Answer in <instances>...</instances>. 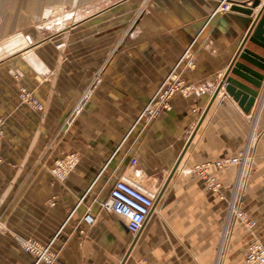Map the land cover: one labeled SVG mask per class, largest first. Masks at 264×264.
Returning <instances> with one entry per match:
<instances>
[{"label": "crops", "instance_id": "crops-1", "mask_svg": "<svg viewBox=\"0 0 264 264\" xmlns=\"http://www.w3.org/2000/svg\"><path fill=\"white\" fill-rule=\"evenodd\" d=\"M253 1L0 0V264H45L20 239L54 264H244L264 245V79L249 113L218 93L245 50L264 58L249 37L264 0L251 16L230 9ZM174 71L195 94L146 120ZM71 153L61 181L52 168ZM245 154L209 169L215 191L195 170ZM123 175L157 191L138 235L101 208ZM232 203L247 220L231 222Z\"/></svg>", "mask_w": 264, "mask_h": 264}, {"label": "built area", "instance_id": "built-area-1", "mask_svg": "<svg viewBox=\"0 0 264 264\" xmlns=\"http://www.w3.org/2000/svg\"><path fill=\"white\" fill-rule=\"evenodd\" d=\"M0 37H1V14H0ZM193 88L186 85L181 76L172 73L159 94L151 102H149L144 110L146 120H153L159 116L162 111L168 112L171 108V100L177 94L188 98L193 93ZM21 102L27 104L37 111H43L44 107L34 96L26 89L21 90ZM4 119L0 118V143L2 140V128ZM247 154L228 160H222L216 163H209L198 166L195 170L204 175L207 187L215 191L219 185L214 177L209 176V169L213 166L223 169L228 165L246 164ZM133 165L137 164V160L132 161ZM79 164V156L76 153L66 155L64 158L58 159L52 168V174L59 180H65L67 176L74 171ZM157 200V191L149 188L143 182L130 178L126 175L121 176L111 188L109 196L103 201L101 208L113 214L126 223L128 231L133 235H138L153 212ZM231 222L236 220H247L245 213L232 203L231 206ZM84 221L88 225L96 223V217L88 213ZM83 232V231H82ZM84 233V232H83ZM19 244L22 250L33 256L38 262L45 264H54L57 260V254L48 246L41 244L33 239H20ZM244 264H264V245L259 242L247 245L245 252Z\"/></svg>", "mask_w": 264, "mask_h": 264}, {"label": "water", "instance_id": "water-1", "mask_svg": "<svg viewBox=\"0 0 264 264\" xmlns=\"http://www.w3.org/2000/svg\"><path fill=\"white\" fill-rule=\"evenodd\" d=\"M260 5L261 0H254L251 6L231 4L230 9L251 16L254 14L255 9ZM249 35L253 42L264 47V5L262 6L257 21L251 28ZM241 58L249 65L240 61L236 62L231 71L233 76H230L227 79L226 86H220L218 93L221 89H224L236 102L239 103L240 107L246 113H249L255 105L259 94L258 90L261 88L264 79V76L252 66L264 70V58L250 50H245L241 55Z\"/></svg>", "mask_w": 264, "mask_h": 264}, {"label": "rangeland", "instance_id": "rangeland-1", "mask_svg": "<svg viewBox=\"0 0 264 264\" xmlns=\"http://www.w3.org/2000/svg\"><path fill=\"white\" fill-rule=\"evenodd\" d=\"M105 1H107V2H111V1H116V0H105ZM172 73H177V72L174 71V72H172ZM172 73H171V74H172ZM177 74H179V73H177ZM179 75H180V74H179ZM180 76H181V75H180ZM182 80H183V79H182ZM183 81H184V80H183ZM166 82H167V80H166ZM166 82H165V84H166ZM184 83L186 84L185 81H184ZM186 85H188V84H186ZM164 86H165V85H164ZM189 86H191V85H189ZM191 87H192L193 90H194L193 93H192V95H193V94H195L196 89H195L194 86H191ZM163 88H164V87H163ZM163 88H161L160 91H161ZM160 91H159V92H160ZM159 92H158L157 94H155V95L153 96V98H156V96L159 94ZM192 95H191V96H192ZM176 96H181V95L177 94V95H175L174 97H176ZM191 96H190V97H191ZM174 97H173V98H174ZM181 97H183V96H181ZM20 98H21V93H20ZM183 98H185V97H183ZM188 98H189V97H188ZM20 100H21V99H20Z\"/></svg>", "mask_w": 264, "mask_h": 264}]
</instances>
